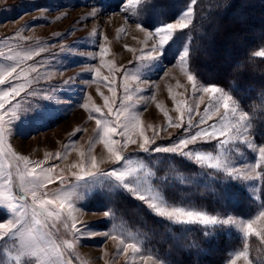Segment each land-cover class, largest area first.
<instances>
[{
	"label": "rangeland",
	"instance_id": "1",
	"mask_svg": "<svg viewBox=\"0 0 264 264\" xmlns=\"http://www.w3.org/2000/svg\"><path fill=\"white\" fill-rule=\"evenodd\" d=\"M147 1L142 0L138 4L136 0H123L116 8L108 9L97 0H0V52L5 54L0 57V66L12 63L6 58L9 54L22 55L29 50L39 52L40 48L45 49L31 60L22 62L25 68L29 65L36 66L38 73H29L34 81L29 87L35 95L22 93L18 99H22L25 106L31 105L38 109L16 125L6 143L11 145L12 151L18 156H25L30 161H43L45 168L53 169L54 182L39 190L41 198L54 199L61 192L84 193L82 198L72 201L75 208L73 215L78 227L82 229V235L74 236L70 228L72 221L66 214L61 219L41 216L42 222L34 225L30 240L26 237L22 239L16 230L0 237V264H17L22 242L44 249L47 255H41L40 258L46 264H63L65 261L69 264H172L146 243V230L138 222H130V213L136 212L134 206L139 207L137 204L144 203L135 199L127 190L114 186L115 181L111 177L84 175V169L80 167L82 163L86 164L88 171H109L125 167L137 169L133 176L128 177L133 184L162 188L170 200L191 203L208 211L210 215H220L221 218H227L226 215H221L227 213L237 220H248L264 211L260 180L250 182L251 184L227 181L228 188L233 186L236 190L240 189L244 192L246 201L251 203V209L245 214L229 208H208L201 198L207 192L214 193L217 198L216 192L225 183L223 174L207 166L196 165L186 157L144 153L139 150L140 137L136 132L130 135L137 143L120 149L125 159L118 163L109 159V153L98 135L96 119L115 121V115L109 114L103 97H108L113 108L119 110L120 101L126 95L124 84L129 85L128 94L132 96V100H125V104L131 103L134 106L145 135L153 139L157 146H170L184 137L189 113L184 112L183 121L177 119L180 115L177 106L180 103L191 108L193 124L204 126L199 124V120L208 107L209 94L204 93L202 88L210 85L220 87L232 95L239 105V111L246 113L250 122L245 135L256 147L251 148L239 141L225 145L232 163L239 168L253 164L258 156V148L264 146V141L257 140L253 135L249 113L230 89L217 83L202 81L190 70L189 62L188 69L196 78V88L187 80L179 55L185 45L189 49L191 47L192 33L189 27L173 34L174 40L166 46L164 55L157 61L137 60V56L151 51L158 39L146 38V33L137 28V23L154 32L166 23L180 20L189 9H192V16L189 18L191 23L194 16L195 4L193 5L192 0H186L173 18L160 19L159 23L150 27L144 23L150 11ZM101 46L106 47L108 52L101 55ZM262 51L264 45L256 50V54ZM141 63L152 65L146 71H138ZM109 65L119 71H109ZM96 69H99L101 77L114 81L111 87L115 95L109 91L103 79L94 78ZM69 77L73 78L72 83L65 86L63 81ZM137 89L142 91L138 92ZM49 95L54 97L52 101L43 98ZM85 103L89 108L93 105L100 108L101 112L92 113L93 118H90L89 111L81 107ZM158 104L160 108L157 107ZM165 111L168 113L167 118ZM223 112L222 105L218 110L213 107L209 117L205 118L206 123H215L218 127L221 123H235L231 113L221 121ZM169 118L173 123H182L183 127L177 129L171 126ZM77 128L81 131L72 136ZM196 130L198 129H191L193 134ZM114 138L123 140L120 136ZM192 147L189 146L190 149ZM195 147L200 151L212 152L213 155L220 151L216 141L198 142ZM56 153L61 154L59 158ZM92 157L96 158L98 169L91 168ZM23 172L22 161L17 162L11 156L0 155V174L12 175L10 191L16 197L12 203L17 208L24 205L31 222L33 202L31 195L21 190L19 175ZM57 176L62 177V181L56 179ZM28 179L25 177V181ZM24 186L27 187V183ZM45 193L48 194L46 197ZM20 196L24 199H19ZM118 200H122L120 206ZM126 205L132 208L126 211ZM0 209L5 214L0 223L14 219L12 210L7 205H0ZM49 210H57V205L50 206ZM106 211L110 213L109 216L104 215ZM65 222L69 224L68 229L64 227ZM182 226L198 228L205 235L202 226ZM219 232L234 233L241 240V243L229 249L222 264H231L235 253L244 251L245 246L250 264H264V236L253 234L245 237L243 231L235 226L218 228L208 236ZM114 236L117 238L114 239ZM121 239L124 243L120 242ZM65 241H71L73 247L68 248ZM128 243H136L139 251H125L124 245ZM53 246L58 249L59 254L52 251ZM19 264H37V258L21 256ZM236 264H245V261L240 258L236 260Z\"/></svg>",
	"mask_w": 264,
	"mask_h": 264
},
{
	"label": "snow or ice",
	"instance_id": "2",
	"mask_svg": "<svg viewBox=\"0 0 264 264\" xmlns=\"http://www.w3.org/2000/svg\"><path fill=\"white\" fill-rule=\"evenodd\" d=\"M138 4L142 3V0H136ZM193 5L196 0H192ZM95 14V10L93 15ZM192 16V9H189L184 13L183 18L177 20L175 23H166L162 27H158L154 32H150L141 24L137 23V28L146 33V38H158L157 43L152 45L151 51L146 52L144 55L137 56V60L142 62H154L160 59L164 55V50L174 39L173 34L178 31H182L189 27L191 21L189 18ZM188 20L186 23L185 21ZM122 31V29H121ZM127 48V46H125ZM45 51L44 48H40L39 52ZM143 51V50H142ZM39 52L29 50L21 54L7 55V60L11 61L7 66H0V155L11 156L17 162H23L24 172L19 175L21 182V190L23 192L29 193L33 202L31 208V222L29 221V213L24 205L17 208L15 204L12 203L16 197H14L10 191L13 179L11 173L7 176L0 174V205H7L11 208L14 215V219L8 221L7 223H0V237L6 234H11L13 230H16L20 234V237L32 238V233L35 224H40L42 221L41 216L52 217L55 216L57 219H61L62 216L66 214L67 218L72 221L70 228L74 236L82 235V229L78 227L76 223V217L73 215L75 208L73 205V200L80 199L84 193L80 192H61L55 195L54 199L41 198L39 190L44 188L46 184H52L53 169L45 168L43 166V161H30L25 156H18L12 151L11 145L6 143L7 137L13 134L16 125L19 124L25 117L33 115L38 108H32L31 105L25 106L21 98V94L35 95L31 90L29 85L34 81L29 76V73H38L36 66L29 65L27 68L22 66V62L26 60H31L33 56L39 55ZM108 52V49L101 46V55ZM4 53L0 52V57H4ZM257 55L264 56V51L257 53ZM189 48L187 45L184 46L183 51L179 55V62L182 65V71H184L187 76V80L192 83L193 88H196V78L191 74L188 69L189 62ZM102 63H104L102 61ZM151 63H141L138 71H146L150 68ZM109 71H119L118 69H113L109 65ZM95 79H103L109 87V91L113 92L114 89L111 84L114 81H109L107 77H101L99 69L94 71ZM139 79V76L136 77ZM72 77L63 81L65 86H70L72 83ZM23 81V82H21ZM125 97L120 101V109L117 110L113 108L112 103L109 102L108 97H103L105 107H107L109 114L115 115V121H109L106 119H96V124L98 126V135L105 149L109 153V159L113 163L121 162L125 159L122 155L120 149L128 144H136L137 141L132 138L130 133L136 132L140 137L139 150L144 153H165L178 155L180 157H186L190 161H193L196 165L207 166L209 168L217 170L218 173H222L225 177L224 186L221 187L216 192V197L219 200H227L229 197V191L227 187V181L234 180L239 182H254L256 180H264V146L258 148V156L254 163L245 167L239 168L232 163L229 158V154L225 149V145L235 143L237 141L247 144L251 148H255L253 141L246 137L245 133L248 130L249 121L247 114L239 111V105L234 100L232 95H229L224 89L217 87L215 85H210L203 87L202 91L209 94L208 107L204 109V115L200 117L199 124L204 125L199 127L197 124H193L191 120V108L178 104L177 111L180 115L177 117L178 120L183 121L184 112L189 113L188 127L184 128V137L180 138L178 141L173 142L170 146H157L155 141L145 135L143 127H141V122L138 116L134 112V106L131 103L125 104V100L131 101L132 96L128 93L130 88L128 84H124ZM99 91V90H98ZM136 91H142L137 89ZM103 96V93H100ZM44 99L52 101L53 96H45ZM114 102V101H113ZM223 107L224 112L221 114V121L227 119L228 114L231 113L232 117L235 119V123L229 122L228 124H223L218 127L217 124H207L206 117H209V113L212 111L213 107L217 110L219 106ZM84 109L89 111L90 118L92 113H100L101 109L93 105L89 108L87 103L81 105ZM160 108V105H157ZM239 113V114H238ZM238 114V115H237ZM165 117H168V113L164 112ZM169 124L171 126L180 129L183 127L182 123H173L169 118ZM151 127V126H149ZM197 128L193 134L191 129ZM81 129L77 128L71 135L75 136ZM158 133H154L156 135ZM120 136L123 140H117L114 137ZM219 137V139H217ZM216 141L217 146L220 151L213 155L212 152H205L198 150L195 146L200 143H210ZM189 146H193L191 149ZM61 154L56 153L59 158ZM84 169V175L93 177H111L114 179V186L121 187L127 190L135 199H138L144 203L152 214L164 219L168 223L177 225H199L204 229L205 236L210 235L214 230L222 228L224 226H235L243 231L245 237L249 235L264 236V211H260L257 216L253 219L248 220H237L227 213H222L221 215H226L227 218H221L220 215H210L208 211L202 210L193 206L191 203L176 202L170 200L162 188H153L150 186H143L139 183L133 184L128 177L133 176L137 169H132L125 167L112 168L109 171H88L86 169V164L82 163L80 165ZM91 168L98 169V162L95 157L91 159ZM25 177L29 179L25 181ZM56 179L62 181V177L57 176ZM27 183V187H25ZM5 192L8 194L5 195ZM45 197L48 195L44 194ZM19 199L23 200L24 197L20 196ZM52 205H57V210L50 211L49 208ZM105 216H109V212L104 213ZM19 225V228L17 227ZM66 229L69 228L67 222L64 223ZM107 235V234H105ZM116 239L117 237H113ZM121 243L124 241L121 239ZM68 248L73 247L71 241L64 242ZM191 247L199 248V244L193 241L190 245ZM125 251L131 249L133 253L139 251V247L136 243H128L124 245ZM52 251L59 254L58 249L53 246ZM41 255H47L46 251L42 248H37L34 244L23 243L20 247V252L17 255V264L21 256H32L37 258V264H46V261L41 259ZM243 258L245 264H250L247 246H245L244 251H238L232 258L231 264H236V260ZM51 264V262H47ZM63 264H69L65 261ZM163 264V262H160Z\"/></svg>",
	"mask_w": 264,
	"mask_h": 264
},
{
	"label": "trees",
	"instance_id": "3",
	"mask_svg": "<svg viewBox=\"0 0 264 264\" xmlns=\"http://www.w3.org/2000/svg\"><path fill=\"white\" fill-rule=\"evenodd\" d=\"M97 1L113 9L123 0ZM185 2L148 0L150 11L144 19L145 25L153 27L160 19L173 18ZM189 30L192 33L190 70L204 82L230 89L249 113L254 137L264 141V56L256 54L264 45V0H197ZM260 183L264 205V180ZM228 191L226 201L215 198L212 192H207L201 201L208 208H229L240 214L251 209L244 192L233 186ZM120 202H117L119 206ZM137 205L132 204L136 212L130 213V222H138L146 230V243L172 264H222L229 249L241 243L234 233L205 236L195 227L172 226L150 213L144 204ZM131 208L126 205L125 210ZM4 215L0 209V219ZM193 241L199 248L190 246Z\"/></svg>",
	"mask_w": 264,
	"mask_h": 264
},
{
	"label": "bare ground",
	"instance_id": "4",
	"mask_svg": "<svg viewBox=\"0 0 264 264\" xmlns=\"http://www.w3.org/2000/svg\"><path fill=\"white\" fill-rule=\"evenodd\" d=\"M47 149V148H46Z\"/></svg>",
	"mask_w": 264,
	"mask_h": 264
}]
</instances>
